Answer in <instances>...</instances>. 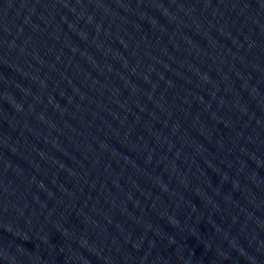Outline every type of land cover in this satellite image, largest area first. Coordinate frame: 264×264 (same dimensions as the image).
<instances>
[{"label": "water", "instance_id": "water-1", "mask_svg": "<svg viewBox=\"0 0 264 264\" xmlns=\"http://www.w3.org/2000/svg\"><path fill=\"white\" fill-rule=\"evenodd\" d=\"M0 264H264V0H0Z\"/></svg>", "mask_w": 264, "mask_h": 264}]
</instances>
